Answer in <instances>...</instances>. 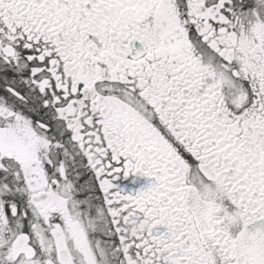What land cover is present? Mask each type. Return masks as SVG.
I'll return each mask as SVG.
<instances>
[{
  "label": "snow or ice",
  "instance_id": "1",
  "mask_svg": "<svg viewBox=\"0 0 264 264\" xmlns=\"http://www.w3.org/2000/svg\"><path fill=\"white\" fill-rule=\"evenodd\" d=\"M0 264H264V0H0Z\"/></svg>",
  "mask_w": 264,
  "mask_h": 264
}]
</instances>
